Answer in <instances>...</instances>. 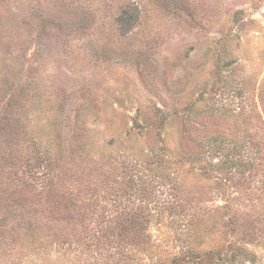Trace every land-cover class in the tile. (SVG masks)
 <instances>
[{"label": "rangeland", "instance_id": "374dc122", "mask_svg": "<svg viewBox=\"0 0 264 264\" xmlns=\"http://www.w3.org/2000/svg\"><path fill=\"white\" fill-rule=\"evenodd\" d=\"M0 264H264V0H0Z\"/></svg>", "mask_w": 264, "mask_h": 264}]
</instances>
